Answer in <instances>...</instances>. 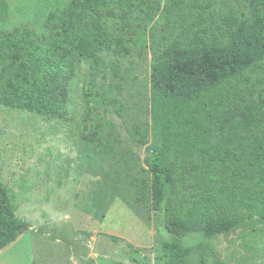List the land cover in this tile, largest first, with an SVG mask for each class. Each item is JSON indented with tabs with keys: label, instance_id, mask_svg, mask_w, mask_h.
Wrapping results in <instances>:
<instances>
[{
	"label": "trees",
	"instance_id": "16d2710c",
	"mask_svg": "<svg viewBox=\"0 0 264 264\" xmlns=\"http://www.w3.org/2000/svg\"><path fill=\"white\" fill-rule=\"evenodd\" d=\"M113 1L70 0L62 14H50L33 30L1 26L0 104L66 119L79 67L98 66L105 55L131 56L129 46L138 42L114 36L102 22L101 11ZM215 6L171 0L169 12H179L181 27L169 28L173 39V32L153 30L162 41L153 50L154 143L146 162L164 264H191L209 240L264 223V0ZM153 9L146 11L150 20ZM84 97L90 112L104 108L100 122L109 123L112 101L93 90ZM31 228L0 174V251ZM128 247L139 263L141 251Z\"/></svg>",
	"mask_w": 264,
	"mask_h": 264
},
{
	"label": "rangeland",
	"instance_id": "374dc122",
	"mask_svg": "<svg viewBox=\"0 0 264 264\" xmlns=\"http://www.w3.org/2000/svg\"><path fill=\"white\" fill-rule=\"evenodd\" d=\"M183 1L184 5H202L210 0ZM212 1L215 9L225 7L227 1L237 6L245 3ZM69 2L0 0V27L36 29L50 14H62ZM150 6L155 9L152 20L146 16ZM169 6L171 0H114L109 10L101 11L102 22L114 36L138 42L129 46L131 56L105 55L98 66L88 63L79 67L66 119L48 120L0 104L1 178L17 214L33 227L5 251L6 255L0 251V264H39L41 259L50 264H164L159 214L152 209L146 160L147 149L154 143L153 50L156 39L162 41L160 33L173 32V39L175 30L169 28L182 25L176 16L179 12H169ZM87 90L112 101V106H106L109 123L100 122L103 107L90 112V97H84ZM49 220L63 221L55 222L53 231ZM42 225L45 231L36 234ZM58 239L67 248L52 251L51 244L56 245ZM41 243L43 247H39ZM128 245L141 251L136 255L141 258L139 263L133 261L135 255ZM190 263L264 264V223L255 220L228 236L209 240L194 252Z\"/></svg>",
	"mask_w": 264,
	"mask_h": 264
},
{
	"label": "crops",
	"instance_id": "0c3cea01",
	"mask_svg": "<svg viewBox=\"0 0 264 264\" xmlns=\"http://www.w3.org/2000/svg\"><path fill=\"white\" fill-rule=\"evenodd\" d=\"M60 221H63V220H49V223H48V224L51 226V230L54 229L55 222H56V225H57V224H60ZM65 221H67V220H65ZM46 224H47V223H46ZM43 226H45V225H42L41 227L38 228V230H36V234L40 233L42 230L45 231V229H44ZM31 229H33V227H32ZM40 229H41V230H40ZM51 230H50V229H47L46 232L49 233L50 236H53V232L50 233ZM53 231H55V230H53ZM58 233L61 234V231L59 230ZM19 239H20V238H19ZM19 239H18V240H19ZM18 240H17V241H18ZM15 243H16V242H15ZM9 247H12V246L10 245ZM9 247H7L6 249L2 250L1 252L4 253L7 249H9ZM39 247H43V243H41ZM59 247L67 248L66 244L64 245L63 242H62L60 239L57 240V244H56V245H55V244H51L52 251H55V250L57 251ZM54 248H55V249H54ZM10 249H11L12 251L15 250L14 248H10ZM9 251H10V250H9ZM7 253H8V251L5 252L4 255H6ZM71 260H72V262H75V258H74V256L72 257ZM52 262H54V260H53ZM3 264H5L4 261H3ZM39 264H50V263H49V261H46L45 259H41L40 262H39ZM52 264H53V263H52ZM54 264H56V263H54Z\"/></svg>",
	"mask_w": 264,
	"mask_h": 264
}]
</instances>
